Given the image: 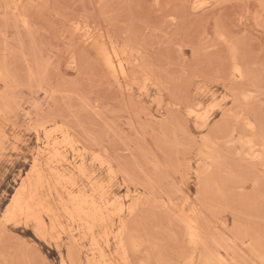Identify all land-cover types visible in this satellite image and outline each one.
<instances>
[{"label":"rangeland","instance_id":"rangeland-1","mask_svg":"<svg viewBox=\"0 0 264 264\" xmlns=\"http://www.w3.org/2000/svg\"><path fill=\"white\" fill-rule=\"evenodd\" d=\"M40 126L71 134L60 173L81 148L85 183L135 205L95 230L109 262L124 220L129 264H264V0H0V264H93L67 218L6 214Z\"/></svg>","mask_w":264,"mask_h":264},{"label":"bare ground","instance_id":"bare-ground-1","mask_svg":"<svg viewBox=\"0 0 264 264\" xmlns=\"http://www.w3.org/2000/svg\"><path fill=\"white\" fill-rule=\"evenodd\" d=\"M107 61H109L108 58ZM118 67L121 72L124 71L123 70L124 67L122 66L121 63L118 64ZM42 127L44 126H40V129H38L39 127L38 128L35 127L34 131L37 129L35 131L37 137L40 136V132H43L45 139L43 150L48 149L49 152L48 159L42 164H40V162L38 161H36L33 164L32 166V173L34 175L33 181H29L20 187V189L15 194V196L12 197L13 200L11 207L9 208V210L6 211L7 212L6 214L9 215L10 221L11 218L14 221V219L17 216H19V214H23L25 215L26 218L34 219L35 222L40 227L41 226L45 227L46 219L48 220V222H50V224L53 227H55V225L59 223L60 220H62L61 218H67L69 221L73 222L77 226V230L81 231L84 237L89 238L92 249L93 250L98 249L100 251L98 258H95L93 264H113L108 261V256L105 254L104 250L100 247V242H99L100 238L94 235L95 230L97 228L104 229V234L102 238L105 239V244L108 245V241H109L108 239H111L109 237V232H110L111 222L113 221V216L118 215L120 217L123 215V213L130 214L131 212L134 211L135 205L128 204L126 206L123 201L122 202L120 201V203L117 204L116 200H111L110 197L105 195V191L102 189L101 185L95 184L93 182H89V184L85 183L84 179L88 178L86 177L87 173H86V164H85V162L87 161V157H86L87 152L81 148H77V152H76L75 160H77V165L70 167L68 165H70L72 162L69 163L67 162L66 169L69 170L68 173H70V175L66 176L60 173L59 170H57V166L55 164L59 161V158L61 157V149L63 147L66 146L68 148L74 147L73 139L68 129L64 128L63 126H58L57 128H54L55 129L54 131H47L45 130L46 129L45 127L44 128ZM53 132H58L56 135H59V137L53 136L54 135L52 134ZM73 150L75 151V149ZM94 160L98 161L100 165H108L109 168V164L106 163L101 158L100 159L95 158ZM65 161L67 160L65 159ZM73 172H77V181L72 176L74 174ZM110 172H112V170ZM123 175L127 176V174H123ZM42 189H46L47 197L48 196L52 197L54 196V194L57 196L59 204H61V213L57 212V210H55L50 206L44 204L38 205L40 201L44 202L45 200L44 198L39 196V191ZM37 205L38 207L39 206L42 207L39 210H36ZM3 216L4 215H2V217ZM180 216L181 215H179V217ZM120 222H121L120 225L121 228L118 231L117 236H114V239H118V243H119L118 256L121 259V264H129V262L127 261L128 249L123 241L125 223L124 220H121ZM191 225L189 226L191 227ZM189 226L188 228H190ZM193 227H196V225L192 226V228ZM192 228L189 229L191 231H188V235L190 239H195L197 238L196 237L197 231L192 230ZM200 234L201 233H199V235ZM197 239L199 240V237Z\"/></svg>","mask_w":264,"mask_h":264}]
</instances>
